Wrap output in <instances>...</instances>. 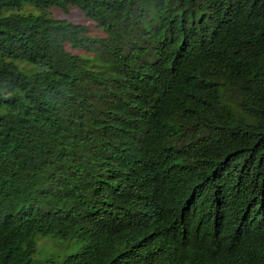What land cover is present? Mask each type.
<instances>
[{"label":"trees","instance_id":"16d2710c","mask_svg":"<svg viewBox=\"0 0 264 264\" xmlns=\"http://www.w3.org/2000/svg\"><path fill=\"white\" fill-rule=\"evenodd\" d=\"M0 264H264V0H0Z\"/></svg>","mask_w":264,"mask_h":264},{"label":"rangeland","instance_id":"374dc122","mask_svg":"<svg viewBox=\"0 0 264 264\" xmlns=\"http://www.w3.org/2000/svg\"><path fill=\"white\" fill-rule=\"evenodd\" d=\"M22 8H29L34 10V8L29 4H24ZM50 13L56 17H64L71 19L76 22L85 23L91 33L101 34L99 29L95 28L93 23L86 19L75 7L69 6L67 11H61L56 8H49ZM20 66L26 70H30L33 65L29 63H24L22 61L18 62ZM36 248L32 255L34 260H58L64 254L72 252L77 249L78 243L67 241L66 239L50 236L49 234H37L35 237Z\"/></svg>","mask_w":264,"mask_h":264}]
</instances>
